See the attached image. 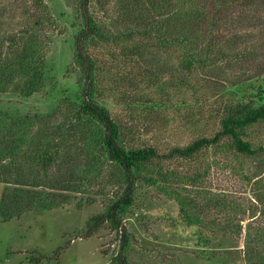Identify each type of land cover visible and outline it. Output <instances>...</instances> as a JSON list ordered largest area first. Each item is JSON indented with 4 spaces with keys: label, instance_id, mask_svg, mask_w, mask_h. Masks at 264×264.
Returning <instances> with one entry per match:
<instances>
[{
    "label": "trees",
    "instance_id": "16d2710c",
    "mask_svg": "<svg viewBox=\"0 0 264 264\" xmlns=\"http://www.w3.org/2000/svg\"><path fill=\"white\" fill-rule=\"evenodd\" d=\"M79 5L81 22L73 36L72 58L78 70V93L61 97L45 115L0 112V182L6 185L0 222L62 207L71 202L74 193L89 196L95 183L116 184L123 187L122 192L89 219L81 236L93 237L104 228L116 231L120 248L112 263L135 264L127 254L132 235L124 218L134 204L139 182L179 195L168 182L181 177L165 174L161 159L191 158L204 149L224 146L228 139L237 153L257 157L250 180L264 172V159L258 158L264 153V143L256 145L246 138L252 127L264 122L262 84L240 97L218 98L217 91L224 92L227 86L217 87L211 94L203 87L207 90L202 93L196 80L200 76L212 80L218 59L232 56L230 46L236 43H231L230 26L244 28L250 21L247 12H260L264 0H79ZM55 24L44 0H0V94L15 92L28 97L45 93L49 33ZM95 40L122 43L125 53L138 59L152 48L171 53L174 61L161 70L171 71L170 77L157 83V92L147 99L124 96L123 104L151 123L159 117L153 115L156 111L180 109L188 125L184 129L190 135L193 132L192 139L163 152L158 145L125 144L130 128L124 129L102 103L100 77L105 74L89 51ZM230 79L225 81L233 87L243 85ZM177 90L190 92L195 101L180 96ZM212 97L218 99L211 102ZM176 129L184 134L181 127ZM108 170L111 172L106 173ZM178 201L189 224L201 221L199 215L191 214L182 196ZM251 256L249 253L247 264H264V256ZM43 259L46 257L40 255L32 264Z\"/></svg>",
    "mask_w": 264,
    "mask_h": 264
},
{
    "label": "rangeland",
    "instance_id": "374dc122",
    "mask_svg": "<svg viewBox=\"0 0 264 264\" xmlns=\"http://www.w3.org/2000/svg\"><path fill=\"white\" fill-rule=\"evenodd\" d=\"M44 1L56 23L49 33L52 38L47 56V89L45 93L28 97L15 92L1 93L0 112L49 114L58 99L74 97L79 91L78 70L72 63L73 36L81 22L79 0ZM96 12L103 16L101 11ZM247 13L250 21L244 28L230 26L231 43H236L230 46L232 56L218 59L212 80L206 81L202 76L196 79L202 86L200 92L205 93L207 89L203 87H207L211 94L215 88L227 86L226 91H217L218 98H225L223 95L232 98V95L242 96L246 90L250 92L252 86L256 88L259 84L264 90V8L260 12L251 9ZM151 44L148 43L149 47ZM152 49L138 59L127 55L122 43L95 40L89 45L90 53L102 68L101 73L105 74L100 77L102 103L124 129L131 130L125 144L158 145L163 152L192 139L193 132L190 135L184 127L188 126L185 115L178 108H163L154 112L153 115L159 117L151 123L144 114H133L131 108L123 104L127 95L142 99L153 96L157 83L170 77L171 71L161 70L174 61L169 56L171 53ZM240 52L243 54L239 57ZM226 77L234 83L238 79L243 85L233 87L225 81ZM177 93L195 101L190 92L177 90ZM177 126L184 134H179ZM246 138L256 145L264 143V122L252 127ZM258 158L264 159V153ZM160 161L159 165L169 177L172 172L180 175L181 178L168 182L179 195H168L155 185L139 182L134 204L124 218L132 235L127 249L131 262L247 264L249 253L251 257L264 256V172L250 180V174L257 169V157L237 153L227 139L224 146L204 149L191 158ZM186 176L194 180L190 182ZM163 183L165 181L161 180ZM5 186L0 182V209ZM122 189L116 184L95 183L89 196L74 193L71 202L62 207L28 212L21 218L0 222V264H32L40 255L46 259L39 264H113L120 248V236L116 231L104 228L93 237L81 234L89 219L102 212L109 199L120 194ZM96 192L105 195L97 196ZM177 196L187 201L192 215H199V223L186 221Z\"/></svg>",
    "mask_w": 264,
    "mask_h": 264
}]
</instances>
